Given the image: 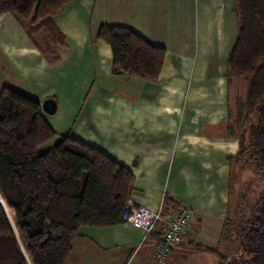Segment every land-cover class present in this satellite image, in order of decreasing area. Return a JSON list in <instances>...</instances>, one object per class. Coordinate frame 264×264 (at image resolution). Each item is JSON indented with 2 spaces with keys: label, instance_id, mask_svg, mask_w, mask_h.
I'll list each match as a JSON object with an SVG mask.
<instances>
[{
  "label": "crops",
  "instance_id": "crops-1",
  "mask_svg": "<svg viewBox=\"0 0 264 264\" xmlns=\"http://www.w3.org/2000/svg\"><path fill=\"white\" fill-rule=\"evenodd\" d=\"M52 20L63 36L56 61L16 15L0 16V88L26 85L40 106L53 101L56 112L42 114L57 137L71 135L129 167L132 197L146 208L158 209L166 197L195 210L163 264H220L219 256H233V240L222 232L231 220L233 166L243 161L237 154L253 123L239 104L245 96H232L225 78L237 31L234 0H73ZM101 26L129 27L164 48L158 80L113 75L110 48L96 39ZM207 70L211 85L204 84ZM59 102L73 107L61 115ZM142 239L128 224L83 227L66 264H155L154 240Z\"/></svg>",
  "mask_w": 264,
  "mask_h": 264
},
{
  "label": "trees",
  "instance_id": "trees-1",
  "mask_svg": "<svg viewBox=\"0 0 264 264\" xmlns=\"http://www.w3.org/2000/svg\"><path fill=\"white\" fill-rule=\"evenodd\" d=\"M73 0H0V16L16 15L24 32L41 49L46 46L56 61V48L63 36L53 17ZM237 31L226 60L229 85L236 76H248L249 88L243 103L253 124L241 142L237 158L253 163L264 174V0H234ZM41 36V38H37ZM96 39L109 46L112 73L156 82L162 72L166 51L126 26H101ZM240 117V115H239ZM43 117L39 101L19 90L0 88V201L8 209L12 229L0 203V264H26L19 251L24 247L31 264H66L72 243L83 227L106 229L123 224L135 177L126 167L101 149L71 135L58 137L43 154L38 149L56 138ZM179 206L166 198L162 216L168 218ZM223 239H231L230 227L237 225L238 250L220 264H264V195L254 202L245 219L225 224ZM161 229V228H160ZM161 230L148 236L156 249ZM19 241V244H18ZM198 252L216 251L195 246Z\"/></svg>",
  "mask_w": 264,
  "mask_h": 264
},
{
  "label": "rangeland",
  "instance_id": "rangeland-1",
  "mask_svg": "<svg viewBox=\"0 0 264 264\" xmlns=\"http://www.w3.org/2000/svg\"><path fill=\"white\" fill-rule=\"evenodd\" d=\"M204 62H206V59L204 60ZM12 72H13V75L16 76L15 70H13ZM211 76L212 75H209L208 70L207 72L204 73V84L205 85H211V80H212ZM190 81L191 79H189L188 85H191ZM114 82L117 83V81H114ZM50 83H53V80L50 81ZM193 85L195 84L193 83ZM216 85H223L222 81L219 78L217 80ZM229 85H230L229 91L232 96L238 94L239 96L244 97L249 88V77L248 76H236L232 78ZM6 86L19 90L23 93L25 90V91L30 92L29 94H34V95L37 94V93L36 94L34 93L35 91L33 92L34 90L33 88L29 89L30 86L28 87L26 85H6ZM110 86L112 85H107L106 91L108 92L110 91L108 89V87ZM94 88H95V85L93 86V89ZM119 91L120 89L117 90V93L115 92L116 94L112 95L114 99L117 97V94ZM55 95L57 96V94ZM71 106L73 107V105H70V104L69 106H64L61 102H59V112L61 113V115L68 113L71 110ZM261 106H264V100L257 107H261ZM251 122H253L252 119H251ZM252 124L253 123H247L246 132ZM57 141H58V137L42 145L38 149V154H43L47 150L51 149L57 143ZM233 172H234L233 173L234 177H232V181H231L232 189H231V196H230V218L231 219L232 218L245 219L246 216L249 214L254 202H256L261 196L264 195V174L257 173L254 164L249 163L246 160H243L242 162L234 165ZM230 231H231V235H229L231 238L230 240H233V241H230L228 243H230L229 244L230 249H233V251L235 249L234 251V255H235V253L238 250V247L236 244L234 248V246H232V243L234 244L236 243L235 241H237L234 238L235 233L237 232V225H232V227H230L229 233ZM19 251L23 255L26 264H29V258L27 256V253L25 254L26 251L23 245L22 246L19 245ZM137 251H139V248L135 250L134 254H136ZM248 260H249V257L244 255L243 257H241L240 263L248 264Z\"/></svg>",
  "mask_w": 264,
  "mask_h": 264
},
{
  "label": "built area",
  "instance_id": "built-area-1",
  "mask_svg": "<svg viewBox=\"0 0 264 264\" xmlns=\"http://www.w3.org/2000/svg\"><path fill=\"white\" fill-rule=\"evenodd\" d=\"M196 212L188 206H179L168 218L162 216V204L156 210L143 206L133 197L128 198L122 214L123 224L137 227L143 234V241L154 229L161 226V245L153 252L155 264H163L164 258L183 231L191 224ZM26 254V252H25Z\"/></svg>",
  "mask_w": 264,
  "mask_h": 264
},
{
  "label": "water",
  "instance_id": "water-1",
  "mask_svg": "<svg viewBox=\"0 0 264 264\" xmlns=\"http://www.w3.org/2000/svg\"><path fill=\"white\" fill-rule=\"evenodd\" d=\"M41 109H42V111H43L45 114H49V115H50V114H54V113L56 112V105H55V103H54L53 101H51V100H46V101H44V102L42 103V105H41ZM0 203L2 204V207H3V209H4L5 213H6V216H7V215H8V214H7V213H8V209L6 208V205H5L4 201L1 200ZM7 218H8V221H9V223H10L12 229L14 230V232H15V234H16V237H18V239H19L18 232H17V230H16V228H15V225L12 224V221H11V219H10L8 216H7ZM18 244H19V241H18ZM29 264H31V263H30V260H29Z\"/></svg>",
  "mask_w": 264,
  "mask_h": 264
}]
</instances>
